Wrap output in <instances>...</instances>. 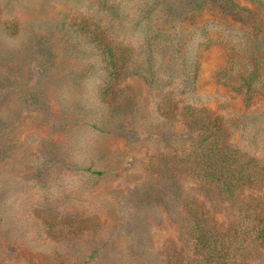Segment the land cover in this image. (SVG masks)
Returning <instances> with one entry per match:
<instances>
[{"label":"rangeland","instance_id":"rangeland-1","mask_svg":"<svg viewBox=\"0 0 264 264\" xmlns=\"http://www.w3.org/2000/svg\"><path fill=\"white\" fill-rule=\"evenodd\" d=\"M82 18L134 49L136 66L154 54L182 76L199 52L187 99L264 158V0H0V264L185 263L194 240L176 193L218 224L226 203L214 183L171 171L195 135L158 112L140 74L115 90L124 110L99 120L106 73Z\"/></svg>","mask_w":264,"mask_h":264},{"label":"trees","instance_id":"trees-1","mask_svg":"<svg viewBox=\"0 0 264 264\" xmlns=\"http://www.w3.org/2000/svg\"><path fill=\"white\" fill-rule=\"evenodd\" d=\"M88 20L82 18L76 26L81 35L89 38L92 54L96 56L99 68L106 73V76L99 75L106 83L101 98L103 109L97 115L99 120L103 122L106 113L111 117L124 110L115 90L118 91L117 86L125 74H140L159 92L158 112L177 120L195 135L187 153L177 159L178 163L170 168L171 171H183L192 178L214 183L226 203L227 222L223 220L218 224L203 203L195 199L181 200V194L176 193L180 201L176 205L182 209L181 221L188 223L194 240L193 257L185 263L177 257L167 264H248L250 259L264 255V158L230 141L232 123L227 118L187 99L196 91L199 52L192 57L190 67L182 70V76L176 71L169 74L154 54L148 56L147 65L141 62L136 66L139 59L134 49L108 40L102 31L93 29ZM186 44L187 40L182 46ZM179 54L178 57L184 53ZM244 80L247 85L239 90L250 99L255 90L248 78ZM165 168L169 170L166 162L154 169L162 171Z\"/></svg>","mask_w":264,"mask_h":264}]
</instances>
